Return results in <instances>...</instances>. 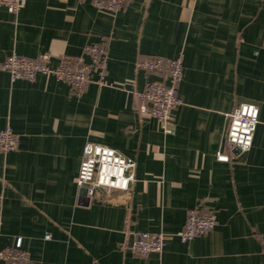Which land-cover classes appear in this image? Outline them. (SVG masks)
Here are the masks:
<instances>
[{"label": "crops", "instance_id": "crops-1", "mask_svg": "<svg viewBox=\"0 0 264 264\" xmlns=\"http://www.w3.org/2000/svg\"><path fill=\"white\" fill-rule=\"evenodd\" d=\"M104 47V81L82 93L51 76L11 81L0 71V129L18 148L0 153V250L20 238L25 264H264V0H130L111 12L91 0H25L0 7V63L11 53L82 57ZM182 56L174 133L135 111L137 93L159 79L145 57ZM257 106L243 154L223 146L226 116ZM135 161L126 193L98 191L86 204L75 180L83 146ZM230 157L215 158L217 151ZM215 227L160 254L135 257L136 233L173 234L192 212ZM50 235V239H45ZM0 264H12L0 261Z\"/></svg>", "mask_w": 264, "mask_h": 264}, {"label": "built area", "instance_id": "built-area-1", "mask_svg": "<svg viewBox=\"0 0 264 264\" xmlns=\"http://www.w3.org/2000/svg\"><path fill=\"white\" fill-rule=\"evenodd\" d=\"M130 0H91L98 9L115 12L122 9ZM25 6V0H0V7L9 13H18ZM82 57L63 55L55 66L49 63L48 53L37 57H25L16 53L8 55L0 63V71L8 73L11 81H33L37 75L51 76L67 84L75 95L82 93L96 75L95 83L108 85L104 81L107 69V54L99 44L88 45ZM138 67L146 73L159 76L156 81L146 83L137 93L135 111L141 117L156 120L165 134L174 133V112L180 105L176 87L183 75L182 56L174 59L145 57L138 62ZM258 108L252 103L239 104L226 116L227 126L223 136V146L238 154L246 153L253 141L258 123ZM18 148V136L10 127L0 129V153H9ZM215 158L219 162H228L230 157L220 150ZM135 161L117 151L97 143L83 146L75 184L83 193L85 203L90 204L102 191L105 195L115 192L126 193L134 182ZM216 225V217L211 212H190L183 227L173 233H136L129 246L131 253L138 258L149 254H160L168 238H176L182 243L191 241L211 231ZM50 239V235H45ZM264 254V246H263ZM29 260L23 250L21 239L15 240L10 247L0 250V261L12 264H25Z\"/></svg>", "mask_w": 264, "mask_h": 264}]
</instances>
